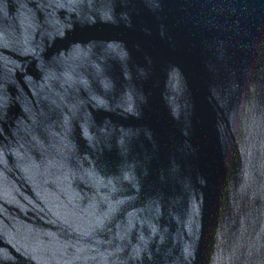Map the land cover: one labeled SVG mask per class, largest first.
<instances>
[{"label": "water", "instance_id": "water-1", "mask_svg": "<svg viewBox=\"0 0 264 264\" xmlns=\"http://www.w3.org/2000/svg\"><path fill=\"white\" fill-rule=\"evenodd\" d=\"M0 264H264V0H0Z\"/></svg>", "mask_w": 264, "mask_h": 264}]
</instances>
